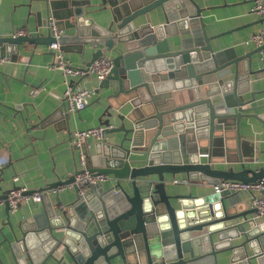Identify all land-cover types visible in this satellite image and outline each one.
Returning a JSON list of instances; mask_svg holds the SVG:
<instances>
[{
	"label": "water",
	"instance_id": "1",
	"mask_svg": "<svg viewBox=\"0 0 264 264\" xmlns=\"http://www.w3.org/2000/svg\"><path fill=\"white\" fill-rule=\"evenodd\" d=\"M46 3L51 8L67 4L66 17L73 16L75 31L63 32L59 40L62 45L81 43V51L91 47L86 65L112 54L113 66L100 84L110 89L104 124L111 123L112 98L122 95L126 98L121 103L129 101L131 107L116 113L119 125L107 127L123 131L119 142L101 141L93 153L84 151L88 169L112 174L114 184L104 187L100 181L80 193L74 179L82 168H76L46 187L56 188L57 207L45 199L48 190L40 188L46 204L42 211L15 225L8 217L12 237L5 232L3 240L15 263L219 264V252L232 248L228 264H264V221L247 226V214L255 206L232 210L227 197L235 191L197 194L181 190L172 180L181 171L209 183L264 176V166H246L241 156V119L251 114V106L245 105L255 99L256 90L250 97L245 92L254 72L252 54L260 47L243 54L233 47L216 49L212 39L223 32L208 34L206 6L199 0ZM85 4L99 20L86 15ZM157 10L166 20L155 25L152 15ZM107 14L111 17L103 22ZM194 21L200 27L193 28ZM256 21H264V13ZM186 22L191 36L174 39L168 28L176 24L178 32ZM54 39L50 31L0 35V56L17 59L23 41L50 44ZM234 147L238 158L230 156ZM225 160L240 161L241 167L216 165ZM71 182L75 196L64 202L57 187ZM8 192L3 190L0 200L9 213ZM241 234L244 239L233 244L231 238ZM247 244L253 245L252 254Z\"/></svg>",
	"mask_w": 264,
	"mask_h": 264
},
{
	"label": "crops",
	"instance_id": "2",
	"mask_svg": "<svg viewBox=\"0 0 264 264\" xmlns=\"http://www.w3.org/2000/svg\"><path fill=\"white\" fill-rule=\"evenodd\" d=\"M253 1L227 0V3H224V0H199L202 6H206L204 19L207 22L208 34L223 32L212 39L216 49L233 47L238 54H243L256 48L253 43L245 42L252 32L264 26V21H256L260 15L251 11ZM83 6L86 7L87 16L95 15L90 10L91 7L87 4ZM67 11V4L51 8L46 0H0V35L12 34L19 28L29 29L31 34L44 35L49 31L47 23L51 16L58 20L64 33H73L75 28L70 24L74 18L71 15L66 17ZM95 17L99 20L96 15ZM106 17L103 22H107L111 16L107 14ZM165 20L161 10L152 15V23L155 25ZM193 24V28L200 27L199 21H194ZM185 25L178 32L176 24L168 28L174 33V39L182 37L185 40L191 36L192 27L190 28L188 22ZM168 35L172 39L173 36L170 33ZM80 44L68 41L62 47L72 63L85 65L90 60L92 48L87 46L81 51ZM177 46H180L179 43ZM19 49L17 59L5 55L0 61V193L14 185L26 186L32 190L46 188L54 180L66 178L76 168H81L79 149L73 141L74 131L104 124L103 120L109 117L106 111L109 101L105 94L110 89L100 85L102 79L94 74L82 77L81 85L87 84L95 88V92L79 111L62 113L60 108L65 81L61 70L49 65L55 57L49 43L26 40L20 44ZM106 54L112 56L111 53ZM252 55L254 72L250 74V90L245 92L246 97L251 96V90L256 91L255 99L245 105L251 106L248 110L251 114L241 119V156L246 161V166L259 169L264 166V58H260L259 50L254 51ZM125 98L120 95L111 99V123L104 125L108 127L120 124L121 119L116 113H127L131 107L129 101L121 103ZM231 129L230 135L235 131ZM122 136V130L107 129L102 138L88 136L83 143V149L93 153L101 141L117 143ZM238 151L239 149L234 147L230 156L238 158ZM232 163L236 168L241 167L240 161L225 160L217 162L216 165L226 167ZM166 174L170 175V172ZM184 178L187 180H183ZM172 180L183 191L191 189L197 194H211L215 191L216 183L190 179L183 171L172 176ZM115 182L112 174L102 180L104 187ZM48 192V198L45 199L56 206L57 192L52 188ZM59 195L64 202L69 201L75 196L74 187L65 185L59 190ZM227 198L232 202V210L253 207L250 191H235ZM43 199L23 201L14 211L9 210V213L5 202L0 200V264H16L7 242L3 240L5 232L12 237L8 217L14 225L24 218L31 217L46 206ZM247 215L251 218L247 226L264 221L263 217L256 216V211L248 212ZM243 239L244 234L231 238L233 244ZM252 246L247 244L249 254L253 253ZM232 251V248H228L219 252V264H228ZM27 261L28 264H33L32 261Z\"/></svg>",
	"mask_w": 264,
	"mask_h": 264
},
{
	"label": "built area",
	"instance_id": "3",
	"mask_svg": "<svg viewBox=\"0 0 264 264\" xmlns=\"http://www.w3.org/2000/svg\"><path fill=\"white\" fill-rule=\"evenodd\" d=\"M251 11L261 15L264 13L263 0H254L251 5ZM48 30L54 36V40L49 44L50 48L54 50V61L49 65L52 68L60 69L65 81V88L63 91L64 113H73L83 108L90 97L95 92V88L88 86L87 84L81 85L80 79L88 74H94L97 78L103 79L110 73L113 66V57L108 54H102L96 57L89 65H76L65 55L62 44L59 37L63 33V27L59 24L58 20L51 16L47 23ZM12 34H31V31L27 28H19L12 32ZM246 43H253L255 46H259V56L264 58V26L257 31L251 33V35L245 39ZM4 58L0 56V61ZM107 130V126L104 124L95 125L92 127L77 129L74 131V145L79 149V161L82 170L75 175L74 182L79 187V192L84 193L86 188L90 184L98 183L108 178L109 173H93L88 169L87 156L83 149V143L88 136H94L96 138H102ZM17 176L14 177L16 179ZM178 181L177 178H174ZM183 180H187L184 178ZM73 182L69 183L72 185ZM65 185L57 187V190L61 189ZM56 189V188H53ZM229 189L232 191L247 190L252 192V204L256 208V216L264 218V176L255 179L244 181L240 179H222L215 184V191L220 192L222 190ZM45 190H49L46 188ZM43 197V189H34L29 191L26 186L14 185L8 192V203L10 210L14 211L18 205L23 201H38Z\"/></svg>",
	"mask_w": 264,
	"mask_h": 264
}]
</instances>
